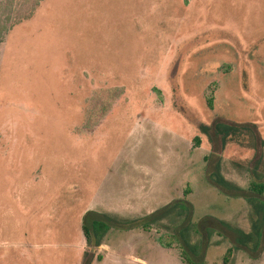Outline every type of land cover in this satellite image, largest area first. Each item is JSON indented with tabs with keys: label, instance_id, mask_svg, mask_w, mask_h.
Returning <instances> with one entry per match:
<instances>
[{
	"label": "rangeland",
	"instance_id": "1",
	"mask_svg": "<svg viewBox=\"0 0 264 264\" xmlns=\"http://www.w3.org/2000/svg\"><path fill=\"white\" fill-rule=\"evenodd\" d=\"M0 30V264H80L87 209L182 199L194 222L229 224L191 233L200 264H264V237L227 252L229 227L256 218L264 144L201 129L247 123L264 140V0H0ZM171 220L111 227L91 264H192L158 239Z\"/></svg>",
	"mask_w": 264,
	"mask_h": 264
},
{
	"label": "trees",
	"instance_id": "2",
	"mask_svg": "<svg viewBox=\"0 0 264 264\" xmlns=\"http://www.w3.org/2000/svg\"><path fill=\"white\" fill-rule=\"evenodd\" d=\"M27 15V14H24ZM16 17H19L17 14ZM17 21L16 18L13 22ZM1 31V30H0ZM2 35L0 34V37ZM206 102L209 107H213V94L210 91L206 95ZM254 125L247 123H228L223 121H216L212 125H201V129L204 131H210L220 135L222 143H226L227 140L235 139V137H243L241 140L244 145L255 146L257 142L264 144V140H259ZM248 135L249 138H244ZM198 137L196 136L195 139ZM245 141V142H243ZM257 165V164H256ZM256 165L252 167V174L254 177L251 179L249 189L254 195L247 196V199L252 203L255 208L256 218L252 220L251 229L245 231L240 227L230 226L228 232L230 236H233V246L227 248V252L231 253L233 248L247 247L249 249H257L260 246V242L264 237V220H261V216L264 214V167L260 171ZM216 184L224 188L225 190L240 189L234 182L228 180L223 176H217L214 178ZM235 194V193H234ZM163 219H180L178 223L173 226V231L166 235L162 233L158 239L162 245L171 246L173 243L179 244L181 256L192 264H200L201 260H197L202 246L198 251V243L202 244V237L197 241H192L191 233H209L214 229H218L221 223L222 225L229 226L225 220H198L194 222L192 220V205L187 200H176L168 202L155 210L137 217H120L110 214L108 212H99L93 209H87L82 217L81 229L85 239V247L82 252V259L80 264H91L94 252L96 248L102 243L103 238L107 231L111 227L120 229H129L135 226H140L144 229H150L153 225H162ZM171 220V221H172ZM177 221V220H175ZM197 244V245H196ZM195 253L194 255L190 253ZM97 258H101L100 254L96 255Z\"/></svg>",
	"mask_w": 264,
	"mask_h": 264
}]
</instances>
